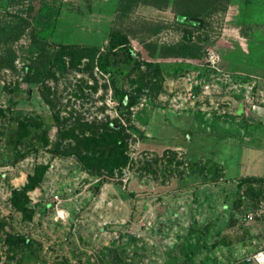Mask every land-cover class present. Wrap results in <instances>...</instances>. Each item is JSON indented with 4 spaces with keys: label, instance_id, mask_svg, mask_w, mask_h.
I'll use <instances>...</instances> for the list:
<instances>
[{
    "label": "rangeland",
    "instance_id": "1",
    "mask_svg": "<svg viewBox=\"0 0 264 264\" xmlns=\"http://www.w3.org/2000/svg\"><path fill=\"white\" fill-rule=\"evenodd\" d=\"M196 3L212 7L205 24L190 29L181 54L157 57L149 45L183 38L175 15L165 24L130 0H0V264H253L261 233L250 232L246 214L264 205L262 134L189 130L166 115L193 111L170 108L163 85L215 44L228 0ZM15 21L23 32L12 39ZM111 32L126 40L114 54ZM59 45L93 52L72 66L64 55L59 67ZM39 46L49 68L37 79ZM147 64L169 76L149 79ZM121 90L134 102L117 115ZM218 103L229 113L227 101L191 105ZM112 118L132 159L120 171L102 178L56 151L74 144L61 131ZM182 144L189 155L170 147ZM39 173L21 212L12 192Z\"/></svg>",
    "mask_w": 264,
    "mask_h": 264
},
{
    "label": "crops",
    "instance_id": "2",
    "mask_svg": "<svg viewBox=\"0 0 264 264\" xmlns=\"http://www.w3.org/2000/svg\"><path fill=\"white\" fill-rule=\"evenodd\" d=\"M137 11L168 22L174 18L170 6L158 9L141 3L137 5ZM221 22V27L214 40V45L220 56L219 68L228 73L230 78L236 82L242 85L253 83L257 90L264 92V0H228ZM160 72L164 77L169 76V70L165 67L164 69L160 67ZM239 99L240 97L235 95V100L228 102L229 113H226L225 104L218 103L219 105L213 110L206 109L204 105L200 107V104L197 107L192 106L193 111L187 110L179 113L168 111L166 115L168 117L172 113L178 117H183L184 122L187 120L189 130H254L253 138L259 137L260 133L262 134L261 139L258 140V150L263 154L264 103L260 105L257 112L251 113L248 117H243L240 113ZM259 100L264 102V95L258 97ZM201 109H203L202 112L199 111ZM178 117L177 119H179ZM182 126V130L187 129L185 125ZM178 128L179 126H177V130ZM251 143H254L252 139ZM170 147L187 151L185 144H182L181 147L177 145ZM188 152H186L187 155H189ZM255 173L251 175H255ZM247 223L251 233L262 232L263 223L261 220Z\"/></svg>",
    "mask_w": 264,
    "mask_h": 264
},
{
    "label": "trees",
    "instance_id": "3",
    "mask_svg": "<svg viewBox=\"0 0 264 264\" xmlns=\"http://www.w3.org/2000/svg\"><path fill=\"white\" fill-rule=\"evenodd\" d=\"M130 1H132L134 5L137 3H143L154 6L158 9H163L166 6H170L171 11L174 13L175 17H177V22L176 20L174 22L181 28L183 38L175 44H169L167 46L160 45L156 48V44L149 45V55L153 56L156 54L157 57L176 53L181 54L179 48L184 46L185 41H189L190 29L198 27L199 24H205L206 21L203 16V11L212 8L208 5L199 6V4L196 3L197 0ZM193 4L194 6H192ZM157 22L162 23L161 20H158ZM164 23L170 24L168 21H165ZM17 25L18 24L15 21L8 26L7 35L9 36V32L12 31V34L10 35L12 39L16 38L23 32V28H18ZM108 45V51L111 54H114L119 47L126 45V40L123 36L118 35L116 32H111L108 39ZM192 45H194V43ZM58 47L59 48L56 51V55L59 61V67L64 66V61L62 60L64 55L70 56V58L73 59L72 61L70 60L69 63L70 66H72L80 57H86L89 59V55L93 52L91 47L80 45H59ZM42 51L43 47L39 46L38 57H36L38 66V74L36 73L38 77H36L37 79H40L44 75H48L46 74V71L49 67L45 63L46 61L43 59L44 56ZM128 56H131V53H128ZM147 66L152 67L151 72L148 74V78L160 79L159 68L155 64H147ZM118 94V102L115 108L116 113L117 115L127 114L130 106L134 102L133 96L122 90L118 91ZM85 130L88 131L85 132ZM60 133V137L62 139L68 136L73 138L74 144L70 145L67 143L60 151H56L63 155L70 154L74 156L90 173L99 175L102 178L111 176L115 171H120L122 168L132 162V159L126 152L127 141L125 136L127 134L125 132V127L117 118L89 124L87 125L86 129L82 130L78 128L77 130H75V128H68L64 131H61ZM176 163L179 164L180 161H177ZM40 174L41 173L28 176L26 182L19 189L12 192V202L21 212L25 210V192L29 189H32L38 183Z\"/></svg>",
    "mask_w": 264,
    "mask_h": 264
},
{
    "label": "built area",
    "instance_id": "4",
    "mask_svg": "<svg viewBox=\"0 0 264 264\" xmlns=\"http://www.w3.org/2000/svg\"><path fill=\"white\" fill-rule=\"evenodd\" d=\"M202 29L200 32L201 33ZM196 33V34H197ZM220 56L215 45H205L202 48L200 59L197 62H188L187 67L180 73L167 80L163 85L170 108L183 110L192 107L196 101H208L217 103L220 100L230 102L235 100V95L240 97V113L248 117L257 112L263 100L258 97L264 92L257 90L253 83L242 85L231 79L229 74L218 66ZM179 88V91H177ZM191 105V106H190ZM260 187L264 192V177L260 181ZM261 220L263 229L257 244V248L251 254L249 260L253 264H264V205L261 204L254 211L246 214V221Z\"/></svg>",
    "mask_w": 264,
    "mask_h": 264
}]
</instances>
